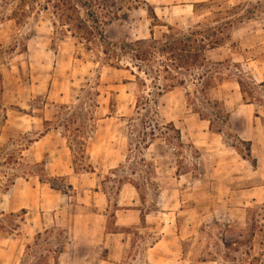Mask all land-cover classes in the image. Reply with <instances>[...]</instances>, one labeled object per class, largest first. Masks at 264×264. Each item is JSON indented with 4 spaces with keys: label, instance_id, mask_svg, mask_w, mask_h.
<instances>
[{
    "label": "rangeland",
    "instance_id": "374dc122",
    "mask_svg": "<svg viewBox=\"0 0 264 264\" xmlns=\"http://www.w3.org/2000/svg\"><path fill=\"white\" fill-rule=\"evenodd\" d=\"M202 1L207 0H144L142 8L130 12L127 20L108 26L107 34L113 40L143 39L149 38L152 30L153 37L160 38L167 27L152 26L155 16L157 22L184 30L205 16L212 19L210 16L216 15L206 8L197 15L193 4ZM227 1L233 5L257 0ZM13 6V0H0V236H26L28 230L34 236L27 243L31 248H26L20 259L16 258V253H6L4 264H53L50 250L59 248L61 243L65 251L59 256L60 264H84L86 256L97 257V251L85 246L78 247L77 251L68 250L64 232L52 226L48 231L26 226V214L22 209L8 207L13 186L17 184L16 198V194L23 191L25 197L19 195L20 201L28 199L31 186L26 184V179L32 177L35 182L38 177L41 184L44 183L40 186V194L43 185L47 190L55 186L54 189L63 193L56 198L62 206L59 215L69 217L75 210L74 206L66 204L67 196L72 205L77 200L70 176L51 175L57 173V166L50 172L44 164L34 162L29 147L41 130L59 132L67 146L68 142L73 144L75 153L70 152V160L74 172L91 169L97 172L113 205L109 211L110 220L118 206L120 188L126 181L133 180L139 186L136 188L139 207L146 211L158 207L176 212L180 242L175 246L172 264H221L220 261L199 260L215 246L214 240L220 236L214 223L249 225L251 210L261 209L264 204V186L259 187L261 198L252 200L253 186L264 182V170L254 169L252 160L244 161L242 181L230 188L228 214L213 217L207 199L217 190L226 192L228 188L214 186L212 177L222 178L226 172L212 169L214 157L202 155L212 150L200 149L191 138H182L181 129L185 132V128L174 125L180 132L178 136L169 118L183 119L198 114L201 118H210L215 130L222 127L226 112L220 99L228 91L219 85L232 74L247 85L250 93L246 100L264 108V86L261 84L264 72L260 67L264 62V11L225 30L231 39L206 51L205 66H194L184 76L185 81L172 92L150 95L147 110H142L137 105L147 91L132 74L135 67L130 59L122 62L130 68H117L99 61L74 38H59L51 21L44 16L30 18L26 24L16 26L14 20L8 18ZM209 24L215 23L212 20ZM244 50L246 56L255 61L250 66L246 61L226 57ZM224 58L229 61L228 65ZM201 75L204 76L200 79ZM207 81L208 88L203 90ZM45 120H49V124ZM58 138L51 141L52 147L62 143ZM81 142H85L83 157L79 150ZM246 143L234 142V145L245 153ZM91 152L93 158L90 159ZM159 166L162 167L159 170L161 182L156 179L155 167ZM145 237L146 234L142 236ZM147 247V244L128 246L129 264H149L146 262ZM101 254L108 256V251Z\"/></svg>",
    "mask_w": 264,
    "mask_h": 264
},
{
    "label": "crops",
    "instance_id": "0c3cea01",
    "mask_svg": "<svg viewBox=\"0 0 264 264\" xmlns=\"http://www.w3.org/2000/svg\"><path fill=\"white\" fill-rule=\"evenodd\" d=\"M246 53L244 50L242 53H230L226 57L246 61V64L250 66L255 61L252 57L246 56ZM228 63L229 61L225 65ZM260 67L264 72V62ZM219 86L228 91L225 93V97L220 99L221 107L228 114V119L222 120V127L219 129H214L210 118H201L198 114L188 115L183 119L169 118V121L173 122L176 127L183 126L185 128V132L181 129L182 138H191L193 144L200 149L212 150L211 153L202 154L203 156L211 154L214 157L211 159L212 169L226 172V176L223 174L222 178L212 177L214 178L212 183L216 187L228 188V191L219 192L217 190L214 196L207 199L210 203L208 209L216 218L228 214L229 202L232 197L230 188L236 185L237 181H242L244 161L252 160L253 163L255 161L253 168L257 171L264 170V108L256 102L244 99L240 83L234 74L222 79ZM37 134L38 137L29 147L34 162L44 164L50 172L54 166H57V173H50L51 175L70 176V185L77 191V200L72 205L70 196L65 194L69 199L66 200L67 206H74L75 210L70 213L69 217L64 218L63 214L59 215V208L62 206L56 200L58 196L63 195L62 192H58L52 187H48L49 190H47L43 185L40 194V186L44 183L41 184L37 176L35 182L31 180L32 177H29L26 179V184L30 183L31 186L28 188V199L20 201L19 195L25 196L21 191L16 194L18 198L15 197L14 192L17 185L15 184L12 194H9L8 197V207L10 210L26 209V226L34 229H47L52 226V228L61 230L66 234L65 241L68 250L77 251L78 247L85 246V248L97 251L98 261H95L94 256H86L84 264H129L127 247L145 246L146 244L148 246L146 262L149 264L173 263L176 253L175 246H178L180 242L176 229V212L158 207L146 211L139 207L138 191L131 182L126 181L119 190L118 206L113 211V220H110L109 211L113 205L110 204L108 193L102 188L100 177L96 176L97 172L92 169L81 173L73 171L70 160L71 150L59 132L41 130ZM57 137L62 143L52 147L51 141ZM234 142H249L250 155L244 157V153L237 150ZM90 154L91 159L93 152ZM161 169V166L155 167L158 175L156 179L160 182L162 175L159 170ZM34 183H36L35 186ZM161 185L158 183V186ZM262 186H264V182L256 184V187L253 186L255 190L252 192V200L256 201L261 198L259 187ZM219 202L221 205H218ZM142 213H144V217H142ZM142 233H144L142 236L146 234L149 239L142 238L140 236ZM33 236L34 234H31L30 230L26 236L17 235L12 238L0 236V264L5 263L6 253H16V258L20 259L27 243ZM107 251L108 256L101 254Z\"/></svg>",
    "mask_w": 264,
    "mask_h": 264
},
{
    "label": "trees",
    "instance_id": "16d2710c",
    "mask_svg": "<svg viewBox=\"0 0 264 264\" xmlns=\"http://www.w3.org/2000/svg\"><path fill=\"white\" fill-rule=\"evenodd\" d=\"M13 1L14 6L8 18L13 19L16 26L26 24L30 18L39 19L44 16L51 21L54 33L59 38L64 39L68 36L74 38L77 44H81L87 53L99 61L117 68H130L128 64L122 63L130 59L135 67V72L132 70V74L137 77L138 84L144 88V91H147L146 95H142L141 104L137 105V108L142 110H147L150 95H163L178 84H182L185 81L184 76L194 66H205L206 51L231 39L230 33H226L225 30L242 23L245 18L256 17L259 11H264V1L261 0L240 1L233 5L227 0L195 2L194 12L197 15L202 14L200 10L204 8L216 15L210 16L212 19H209V15L205 16L202 21L184 30L157 22L158 18L155 16L156 22H152V26L167 27V31L163 32L160 38L153 37V32L150 30L149 38L113 40L108 36L106 28L116 21L127 20L130 12L142 8V1L146 3L144 0ZM212 20L214 25L209 24ZM238 81L244 99H247L250 93L246 89L247 85L242 78ZM261 84L264 86V82ZM205 88H208V81L203 84V90ZM227 119L228 114L225 116V120ZM49 122L45 120V123L49 124ZM171 126L179 136V130L173 123ZM66 129L69 130V126H66ZM81 144L79 150L83 157L85 142ZM246 145L247 152L243 154L244 157L250 155V143L247 142ZM68 147L72 153H75L71 142H68ZM236 148L240 150L239 147ZM129 182L139 188L133 180ZM22 213L26 214V209L23 208ZM251 216L248 226L215 222L214 225L219 230L220 236L214 240L215 246L199 260L220 261L221 264H264V204L261 209H252ZM37 239L38 237L35 238V242ZM26 248L29 249L31 246L27 244ZM50 251L53 264H59V256L65 251L63 244Z\"/></svg>",
    "mask_w": 264,
    "mask_h": 264
}]
</instances>
